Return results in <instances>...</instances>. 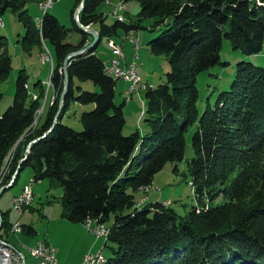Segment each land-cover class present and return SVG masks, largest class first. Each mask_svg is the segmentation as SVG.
I'll list each match as a JSON object with an SVG mask.
<instances>
[{"label": "trees", "instance_id": "trees-1", "mask_svg": "<svg viewBox=\"0 0 264 264\" xmlns=\"http://www.w3.org/2000/svg\"><path fill=\"white\" fill-rule=\"evenodd\" d=\"M26 1L0 0V16L11 9L26 26L28 43H50L55 58L52 82L59 95L43 124L36 123L44 95L32 97L21 71L14 102L0 115V175L14 152L4 184L15 176L13 187L25 166L33 167L34 180L49 178L60 184L63 214L70 221L106 223L109 233L100 239L111 255L105 264H264V67L238 62L230 88L219 94L215 107L208 104L200 116L197 106V76L226 64L221 60L224 38L244 54L263 50L264 0H137L138 20L112 24L98 11L104 0H76L72 18L82 34L76 44L66 40L70 28L54 14L46 12L37 27ZM83 1L79 20L83 25L99 23L100 39L69 61V89L58 115L65 78L59 69L68 54L89 44V35L74 17ZM146 18L153 20L154 28L165 27L147 44L153 54L166 57L170 71L164 83L146 92L147 112L159 113L164 106L165 113L147 118L150 132L142 138L139 132L123 133L126 117L124 105L115 102L116 79L106 75L96 47L122 30L129 39ZM5 40L0 37V80L12 68ZM74 77L92 80L101 91L75 95ZM74 99L95 106L82 113L81 131L60 119ZM194 125L190 182L201 208L194 206L181 216L171 206L138 199L136 192L152 184L168 162L184 159L186 134ZM219 197L223 203L213 205ZM2 214V227L9 230L8 213Z\"/></svg>", "mask_w": 264, "mask_h": 264}, {"label": "rangeland", "instance_id": "rangeland-1", "mask_svg": "<svg viewBox=\"0 0 264 264\" xmlns=\"http://www.w3.org/2000/svg\"><path fill=\"white\" fill-rule=\"evenodd\" d=\"M75 3L76 0H27L25 8L27 9L28 14L35 19L36 25L39 28L42 24V17L46 12L56 15L63 25L70 28L66 40L76 44L81 40L82 34L75 30V23L72 18V9L75 7ZM139 10L140 3L137 0H104L98 8V11H102L104 12L103 14L106 15H104V18L105 22L108 24L114 23L117 19L120 21L126 19L127 22H130L131 20L136 21L139 19ZM79 16L80 14L78 15V18ZM0 19L2 20H0V37L4 36V40L6 39L5 41L7 42L8 52L12 58V68L8 77L0 80V91L2 92V97L0 99V115H2L13 104L16 94V80L21 71H23L28 79L29 89L34 93L32 97L37 98L39 94L44 95L40 99L42 107L38 110L36 115V123L40 121V123L43 124L42 116L45 113V115H47L48 109H50L51 105L57 101L55 98L59 95V91L54 89L52 82L55 64L53 60V48L49 42H42V44L35 43L33 45L28 43L24 38L26 35V26L23 20L19 18V14L11 9H7L5 13L0 16ZM140 25V28L135 30V32L128 34L131 41L126 39V34L122 30L119 34L104 37L96 47V52L104 63L108 64L105 66L106 75L116 79L115 102L117 105H124L123 110L127 121L123 133L129 135L134 132H139V135L143 138L145 134L150 132L147 118H155L165 113L164 106H162L159 113L149 114L147 112V88H156L158 85L166 81L167 73L170 71V64L164 55L153 54L147 44L149 40L160 34L162 29L165 28L164 25L154 28L153 20L150 18L143 19L140 22ZM91 27L96 29L99 33L100 39V32L98 29L99 23H96L95 25L91 24ZM227 28H229V24H227ZM85 32L89 35V44L87 45L89 46L94 43V37L89 32ZM114 43L123 45H119V50L122 52L119 60L122 67L121 71L123 72H120V74L109 69V66L113 63L112 61L118 58L113 52L118 44L114 45ZM131 44L134 58L129 65L127 64V66L124 64L126 60L125 52L127 49L128 52L131 50ZM91 47L72 56L71 59L79 54L87 52ZM221 60L226 62V64L214 65L202 71L197 76V86L199 89L197 106L200 116L203 114L208 104L214 108L219 94L230 88L235 77L238 62L244 60L264 67V48L260 53L248 55L244 54L240 49H233L230 40L224 38L221 50ZM68 65L69 62L65 66L64 61L63 68L59 69V73L64 72V77L65 68H67L68 71ZM125 79L128 83L130 82V86L127 87L124 92V99V96L121 95H123L122 89L124 87L123 81H126ZM73 83L75 95H78L82 90L96 93L101 91L100 87L92 80H81L78 77H74ZM146 83L149 84L147 85ZM64 89L65 82L63 91ZM65 95L62 96L61 94L58 115L63 109ZM94 107L93 103H81L74 99L71 101L70 105L65 108L60 119L62 123L81 131L83 130L81 122L82 113L90 111ZM184 111L185 106L182 105L181 110L177 112V117L180 122L182 121ZM195 129L196 125L192 126L186 134L187 145L184 159L182 161L168 162L164 168L156 174L152 184L147 187L145 186L136 192L138 194L137 196L145 197V202L147 201L146 204L160 202L164 206H171L181 216H185L189 213L194 206L201 208L194 191V186L192 182H190L193 180L190 170V162L195 156L191 137ZM29 134L30 133H28V135ZM29 147L28 144L25 150L26 152ZM13 159L14 152L11 156L9 155L8 161L6 160L4 163L5 166L1 169L0 184L5 179L3 174L6 169L8 170L9 167H12ZM7 174L9 173H6V175ZM33 178V167L25 166L21 171L18 182L13 187L7 189L0 197V209L3 212L8 213L10 218H13L14 221H16L17 217H20V222L26 226L33 225L36 230L34 235H29L26 232L14 233L7 229H2L0 231L1 235L8 238L10 242L15 243V245L26 254L28 258L27 264H32V255L30 248L28 247V245L30 246V244H32V238L34 240L40 238L44 241H48L50 244L57 245L56 247H60V254L58 255L60 264H83L86 254H96L99 251H102L106 258L110 256V249L108 247L105 248V246L102 247L104 240H98L96 239V236V238L93 236L91 238V243H86L85 241L87 240L85 237L81 238L77 235L68 233L72 228H68L66 223L64 224L63 221H61L63 220L61 219V215L65 212V207L62 201L63 187L58 183H53L49 178L35 180L33 182V209L30 210L27 207L21 215L20 213L13 211V195L21 190L26 184H30ZM223 201L222 197L215 198L213 199L212 204L217 205L223 203ZM208 203L209 202L206 201V204ZM112 220L113 215L108 219L107 223H110ZM81 233H83V231H81ZM81 241H84L85 243H81ZM94 242L96 243V247L93 249V246L95 245Z\"/></svg>", "mask_w": 264, "mask_h": 264}, {"label": "built area", "instance_id": "built-area-1", "mask_svg": "<svg viewBox=\"0 0 264 264\" xmlns=\"http://www.w3.org/2000/svg\"><path fill=\"white\" fill-rule=\"evenodd\" d=\"M120 46L117 45L116 48L113 50L114 55L116 54V57H118L116 60L112 61V65L109 66V69L111 71L116 72L117 74H120L121 65H120V55H122V52L119 50ZM123 73V72H122ZM8 175H5V179L0 184V192L3 189V186L11 185L14 181V177L12 180L4 184L6 178ZM34 200V194H33V188H32V182L30 184L25 185L22 192L19 193L17 196H15L13 200V208L15 211L22 212L26 207L30 206L33 203ZM0 217H3L2 212L0 211ZM94 221H88L87 226L90 227L95 236L97 238H101L103 236H107L109 231L104 227L103 224L95 223L94 226H92V223ZM3 227H0V231ZM22 230V224L20 222H15L12 224V231L15 233H18ZM32 254L35 258L39 260V264H58V259L56 257L55 250L51 248V246H48L45 241H38L36 246L32 248ZM100 254H103L102 251H99L96 254L89 253L86 254L83 260V264L91 263L95 261L96 257ZM25 256L22 252H20L13 244H11L3 235L0 234V264H25Z\"/></svg>", "mask_w": 264, "mask_h": 264}, {"label": "crops", "instance_id": "crops-1", "mask_svg": "<svg viewBox=\"0 0 264 264\" xmlns=\"http://www.w3.org/2000/svg\"><path fill=\"white\" fill-rule=\"evenodd\" d=\"M115 44H117V43H114V45ZM128 50V49H127ZM126 50V52H125V57H126V60H125V62H124V64H128V63H130L132 60H133V58H134V53H132V44H131V50H129V52ZM123 85H124V87H123V89H122V94L123 95H121V96H124V99H125V94H124V92H125V90L127 89V87H128V85H129V83L127 82V81H123ZM125 113V112H124ZM46 114V113H45ZM43 115L42 117V122H44L45 121V119H46V115ZM126 123H127V121H126ZM35 180H34V178H33V180L31 181L32 182V184H33V182H34ZM27 185V184H26ZM7 186H10V185H7ZM7 186H3V189H2V191L0 192V195H1V193L4 191V189L7 187ZM25 187V186H24ZM23 187V188H24ZM23 188L21 189V190H19L16 194H14L13 195V199H12V208H13V200H14V198H15V196H17L19 193H21L22 192V190H23ZM139 198H142V196H139L138 197V199ZM143 204H141L140 206H142ZM144 205H145V203H144ZM31 207L29 208V206H28V208L31 210V209H33V207H32V204L30 205ZM25 209H27V207L25 208ZM0 211L2 212V213H4L1 209H0ZM13 211H15L14 210V208H13ZM15 212H17V211H15ZM6 213V212H5ZM18 213H20V215H21V213H24V211H22V212H19L18 211ZM62 216V218L61 219H63V220H61V221H63V223L65 224L66 223V225H67V227L68 228H72V230L71 231H68V233L69 234H73V235H77L78 237H81V238H84L85 237V239L87 240V241H85L86 243H91V238L94 236L95 237V234H94V232H93V230L90 228V227H88L87 226V223H85V222H81V223H76V222H72V221H70L69 219H68V217H66L64 214H62L61 215ZM8 219H9V221H10V223H15V222H20L19 220H20V217H17L16 218V221H14L13 220V218H10V215L8 214ZM66 219V220H65ZM12 223V224H13ZM21 224H22V230L20 231V232H18V233H22V232H26L27 234H29V235H34V233L36 232V230H35V228H34V226L33 225H28V226H26V225H24L22 222H20ZM26 227V228H25ZM87 227V228H86ZM2 229H6L5 227L4 228H2ZM89 229V230H88ZM9 230H11L12 231V225H11V228L9 229ZM81 231H83V233H81ZM12 232H14V231H12ZM15 233V232H14ZM96 238V237H95ZM9 242H10V240L8 239V238H6ZM96 239H98V240H102V239H100V238H96ZM38 241H44V240H42V239H40V238H37V239H33L32 238V244H30V246L28 245V247L30 248V251H31V255H32V260H31V263L32 264H39V260L37 259V258H35L34 257V255L32 254V248H34L35 246H36V244H37V242ZM84 241H81V243H85ZM11 244H13L14 246H15V248H17L20 252H22L23 253V251L20 249V248H18V246L17 245H15V243H12V242H10ZM45 243L48 245V246H51V248H53L54 250H55V253H56V257H57V259H58V255L60 254V247H56L57 245H53V244H50L48 241H45ZM95 243V242H94ZM94 243H92V244H94ZM91 245V244H90ZM104 246V242H103V245H102V247ZM96 247V243H95V245L93 246V249ZM101 247V248H102ZM91 248V247H90ZM100 248V249H101ZM24 254V256H25V264H27L28 263V258H27V256H26V254L25 253H23ZM105 256V255H104ZM58 264H60V261H59V259H58Z\"/></svg>", "mask_w": 264, "mask_h": 264}, {"label": "water", "instance_id": "water-1", "mask_svg": "<svg viewBox=\"0 0 264 264\" xmlns=\"http://www.w3.org/2000/svg\"><path fill=\"white\" fill-rule=\"evenodd\" d=\"M84 8V1L82 2L81 6L76 10L75 12V17H76V20H77V23L79 25V27L87 32H89L93 37H94V43L97 42L99 40V33L96 31V29L94 27H91L90 26H86V25H83L79 18H78V15L81 13V11L83 10ZM93 44H90L89 46L83 48V49H79L77 51H74V52H71L70 54H68L65 58V66L67 65V63L70 61V59L72 58V56L78 54V53H81L82 51H85L86 49L90 48ZM65 89L62 93V96H64L68 90V84H69V75H68V71H67V68H65ZM11 186V185H10ZM10 186H7L6 188H9ZM5 188V189H6Z\"/></svg>", "mask_w": 264, "mask_h": 264}, {"label": "bare ground", "instance_id": "bare-ground-1", "mask_svg": "<svg viewBox=\"0 0 264 264\" xmlns=\"http://www.w3.org/2000/svg\"><path fill=\"white\" fill-rule=\"evenodd\" d=\"M47 8V7H46ZM40 20V19H39ZM135 34V33H134ZM133 37V36H132ZM130 40V39H129ZM131 41V40H130ZM139 43V42H138ZM122 46V45H121ZM139 46H140V44H139ZM135 48V47H134ZM122 50H123V48H122ZM50 55V54H49ZM115 57V56H114ZM139 59V58H138ZM135 60V59H134ZM124 61V60H123ZM122 61V62H123ZM132 62V61H131ZM135 63H136V61H135ZM110 64V63H109ZM130 63H128V65H129ZM106 65H108V64H106ZM122 65H123V63H122ZM127 65V66H128ZM124 66V65H123ZM126 66V67H127ZM125 67V66H124ZM137 69V68H136ZM112 76H114V75H112ZM140 76V75H139ZM116 77V76H115ZM141 77V76H140ZM119 78V77H118ZM120 79V78H119ZM122 79V78H121ZM126 80V79H125ZM130 80H132V79H130ZM127 81V80H126ZM133 81V80H132ZM137 81V80H136ZM140 81V80H139ZM130 83V82H129ZM147 84V83H146ZM149 84V83H148ZM147 84V85H148ZM142 85V84H141ZM130 85H128V87H129ZM150 86V85H149ZM148 86V87H149ZM145 88V87H144ZM141 89V88H140ZM147 89H149V88H147ZM143 91H144V89H143ZM133 94V93H132ZM128 96V95H127ZM9 158V157H8ZM11 160V159H10ZM7 161H8V159H7ZM6 173H9V168H8V170L6 169V171L4 172V177H5V175H6ZM144 190H146V189H144ZM143 191V190H142ZM34 192V191H33ZM146 192V191H145ZM31 206H29V208H30ZM25 210V209H24ZM23 210V211H24ZM2 217H0V227H2ZM92 221V220H91ZM13 223V222H12ZM11 223V224H12ZM98 223V222H97ZM93 224H94V222H93ZM106 223H104V225H105ZM95 225V224H94ZM108 226V225H107ZM109 227V226H108ZM105 262H106V257L103 255V254H100V255H98L97 257H96V259H95V261H93V262H91V263H87V264H105Z\"/></svg>", "mask_w": 264, "mask_h": 264}]
</instances>
